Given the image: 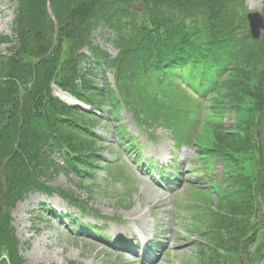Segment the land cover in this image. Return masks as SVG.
<instances>
[{
	"label": "trees",
	"instance_id": "obj_1",
	"mask_svg": "<svg viewBox=\"0 0 264 264\" xmlns=\"http://www.w3.org/2000/svg\"><path fill=\"white\" fill-rule=\"evenodd\" d=\"M12 1V38L0 37V44H11L6 55L0 54V264H25L11 226L16 204L39 192L56 193L81 207L70 192L45 179L61 172L84 178L96 166L95 116L53 97L52 84L102 115L114 117L126 105L146 122H164L177 138L186 135L201 162L197 178L208 188L194 194L206 203L194 211L196 232L207 243L198 246L196 264H230V259L220 261L232 255L259 264L264 255V35L260 42L250 39L243 0ZM199 13L201 24L194 21ZM101 28L113 33L107 41L118 50L115 59L93 43ZM84 48L94 64L81 53ZM83 63L93 70L83 71ZM101 67L113 72L116 91L107 82L97 83ZM181 82L195 95L181 94ZM186 99L198 104L196 118L184 120L185 132L187 112L168 107ZM232 111L239 118L229 127L225 118ZM199 126L206 136L198 134ZM228 153L245 159L248 167L234 169L236 160ZM55 155L64 167L54 162ZM218 163L229 168L220 182L211 175ZM214 199L215 211L209 208Z\"/></svg>",
	"mask_w": 264,
	"mask_h": 264
},
{
	"label": "rangeland",
	"instance_id": "obj_2",
	"mask_svg": "<svg viewBox=\"0 0 264 264\" xmlns=\"http://www.w3.org/2000/svg\"><path fill=\"white\" fill-rule=\"evenodd\" d=\"M262 5L263 0H245L244 13L260 12ZM199 15H193L194 21L201 24L203 15ZM12 17L13 3L10 0H0V36L10 35ZM104 33L106 31L96 34L95 42L115 57L117 52L101 39ZM6 47L0 45V53H6ZM107 74L108 80L113 83L112 74ZM186 106L185 103L181 104V107ZM175 108L177 105L172 106V109ZM117 125L124 128L128 138L134 141L135 145L128 152L120 147ZM150 131L152 137L145 133ZM94 133L101 143V161L106 159L116 162L106 166L107 174L103 164H99L100 168L89 179L94 183L90 189L78 186L76 177L65 174L49 178L48 185L69 190L79 201L87 203L100 218L93 220L90 216H84L81 222L102 227L104 233L110 236L109 239L117 238L129 242L137 240V234H155L157 238H154L153 244L159 248L155 259L144 260L123 247L112 246L91 235L88 238L89 233L66 230L65 225L57 218H49L42 211L39 214V209L44 205L45 210L51 208L62 214L65 212L79 216L77 208L68 206L56 195L36 193L28 195L12 212L13 226L20 241L19 254L26 264H183L188 257L194 258L198 242L195 241L194 231L182 229L181 221L189 218L186 215L181 217L180 211L181 204H194L188 194V184L195 183L200 188L193 174L192 165L196 162L194 149H176L169 131L164 127H140L125 111H121L118 121L102 118L96 124ZM200 134L206 136L208 133L201 129ZM155 141L162 144H156ZM169 156L171 170L182 180L181 184L173 187L170 186L172 183H162L161 187L145 175L147 170L140 173L137 171L140 161L136 164L129 161L136 158L142 159V162L152 160L158 164L168 162ZM54 158L58 164H63L60 156ZM248 165L247 162L246 166ZM215 169V174L222 176V166L216 164ZM132 221L136 222V227L131 226ZM231 264L242 262L239 258H233Z\"/></svg>",
	"mask_w": 264,
	"mask_h": 264
},
{
	"label": "water",
	"instance_id": "obj_3",
	"mask_svg": "<svg viewBox=\"0 0 264 264\" xmlns=\"http://www.w3.org/2000/svg\"><path fill=\"white\" fill-rule=\"evenodd\" d=\"M250 25V34L254 40H259L261 32L264 30V19L258 13L249 14L247 16Z\"/></svg>",
	"mask_w": 264,
	"mask_h": 264
}]
</instances>
